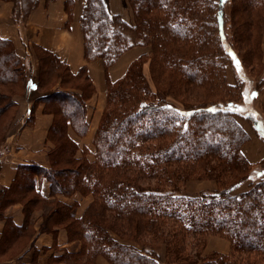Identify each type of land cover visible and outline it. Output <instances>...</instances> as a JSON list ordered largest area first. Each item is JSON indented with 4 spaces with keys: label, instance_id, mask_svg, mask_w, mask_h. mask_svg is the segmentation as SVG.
I'll list each match as a JSON object with an SVG mask.
<instances>
[{
    "label": "trees",
    "instance_id": "trees-1",
    "mask_svg": "<svg viewBox=\"0 0 264 264\" xmlns=\"http://www.w3.org/2000/svg\"><path fill=\"white\" fill-rule=\"evenodd\" d=\"M3 1L13 3L16 22L23 21L38 3L26 0L20 6L17 0ZM128 1L136 21L131 26L110 14L107 0H85L79 16L83 56L86 61L100 59L106 74L105 103L91 139V152L71 137L72 133L83 137L88 128L87 101L94 86L86 66L72 72L55 53L33 46L39 73L33 85L46 92L35 102L52 115L46 138L54 146L47 153L48 167L18 165L12 183L0 189V217L6 207L31 194L22 201L24 223L20 227L4 218L0 255L19 239L26 244L31 236V212L43 208L41 232L55 234L62 228L68 240L80 242L77 251L59 257L70 264H82L84 256L83 264H90L98 255L111 264H168L158 258L161 249L172 264H264V167L255 170L256 182L246 174L213 191L186 194L179 190L199 170L215 171L219 177L224 170L238 172L249 166L241 149L247 136L237 118L249 120L263 142L264 134L252 114L229 110L240 104L242 92L208 103L175 105L151 93L140 69L135 68L142 55L119 79L107 77L108 68L134 45L125 40L123 32L129 30L153 48L152 60L162 79L172 72L196 87L211 85L208 68L214 57L204 45L207 39L200 22L206 0ZM233 1H237L234 12L246 15L239 27L253 39L259 53L264 0H213V27L221 55L230 62L235 57L243 66L244 57L230 43L227 31L225 7ZM73 4V0L64 1L68 22ZM237 24L233 21L238 31ZM217 62L216 80L222 81V57ZM31 78L11 41L0 38V87H28ZM57 79L59 86L53 88ZM16 107L11 92L0 91V116L7 112L14 118ZM259 116L263 124L264 117ZM8 131L6 128L0 135V150ZM210 161L217 164L209 165ZM37 178L49 182L52 199L36 188ZM246 179L251 182L246 184ZM87 193L93 199L78 217L76 201L66 203L56 197ZM38 201L48 207L35 208ZM121 228L134 238H148L151 245L143 240L140 248L123 244L119 241L124 235ZM214 234L230 242L232 253L201 255L206 236Z\"/></svg>",
    "mask_w": 264,
    "mask_h": 264
},
{
    "label": "crops",
    "instance_id": "crops-1",
    "mask_svg": "<svg viewBox=\"0 0 264 264\" xmlns=\"http://www.w3.org/2000/svg\"><path fill=\"white\" fill-rule=\"evenodd\" d=\"M65 0H38L36 7L25 17L23 21L16 22L12 17L13 3L0 0V38L11 41L16 54L25 65L27 72H34L37 68L33 46H41L55 53L62 61L68 64L72 72L86 66L87 73L92 81L95 92L87 101L86 120L88 128L83 138L78 141L80 147L93 150L88 143L92 139L93 123H97L105 103L106 74L100 59L86 61L83 56L82 36L79 27V16L85 0H73L71 20L68 22V14L64 7ZM110 0V4H111ZM139 50L134 48L123 52L117 60L108 68L107 77L117 80L122 77L130 62L139 55ZM29 81L26 93L15 96L17 107L13 125L10 127L3 148L0 150V189L8 187L14 180L18 165L38 164L48 167L46 152L49 143L46 135L51 124L52 116L44 113L43 105L35 102L37 98L46 92H40L33 83L36 77ZM251 148V147H249ZM248 150V155H250ZM261 157L263 154L260 155ZM36 188L47 199L50 195V184L45 178L36 179ZM63 202L76 201V216H80L85 207L90 203L79 200L78 195L70 197L56 196ZM9 218L13 225L20 227L24 223V213L21 204L16 202L9 205L0 217V239L3 236L5 219ZM41 211L34 210L30 215L32 226L31 237L26 246L18 255L1 261L0 264H68L60 260L63 252H75L79 248L77 240H68L66 231L57 228L56 233L41 232ZM13 258V259H12ZM97 264H109L102 256L96 257Z\"/></svg>",
    "mask_w": 264,
    "mask_h": 264
},
{
    "label": "rangeland",
    "instance_id": "rangeland-1",
    "mask_svg": "<svg viewBox=\"0 0 264 264\" xmlns=\"http://www.w3.org/2000/svg\"><path fill=\"white\" fill-rule=\"evenodd\" d=\"M25 2L26 0H17V3L20 6H22V3L25 4ZM107 2H108V11L110 12V14L117 15L120 19L130 24V26L133 25V23H136V21L134 22V18H135L134 12L128 0H111L112 2L111 4H110V0H107ZM234 2L237 3V1H233L232 3L226 4L225 7V11L227 13L226 15L227 31H228L230 43L235 46L237 51L240 53L241 57H244L245 64L242 66V64H240L239 61L238 62L235 61V57H233L234 62L233 61L230 62L229 59L224 56V54L221 55L213 27L214 24L211 13L213 0H206L205 7L203 8V11L201 12L202 14L200 15L201 18L200 22L202 25H204L202 29V33L206 36V39L208 40V41L206 40L204 45L207 47L208 51H210L213 54L214 57L212 58L213 63H211L208 68V71L210 72L214 84L211 83V85L207 86V88L196 87L190 84L189 82H187L185 79H182L179 74L172 72L168 73V77L162 79L160 75L161 73L160 70L156 68L152 60L153 53L155 52L153 48L150 46V44H147L146 41H142L141 39H139V37L135 36L134 33H131L129 30L123 33L125 35L126 38L125 40L127 44L130 43L134 44L129 49L135 47L140 52L137 57L142 55V58L136 62L135 68L138 67L140 69L142 78L145 79L146 82L148 83V87L150 88L151 93L154 95V97L163 96L165 97L166 101L172 102L178 106H192L194 104L197 105L201 103H208L225 97H231V96L233 97L234 95L238 94V91L240 92V94L242 92L243 94V96H241L242 100L238 105L239 108L242 109V111H240L241 114L242 115H247V113L252 115L254 114L253 116L258 120L260 124L259 129L264 134V122L262 121L263 124L261 123L262 119L259 116L260 113L261 116L264 117V33H262L261 35L262 37L260 40V47H259L260 52L258 53V48L255 46L253 39L245 34L246 32L245 29L239 27L243 19L245 20L246 15L239 12L238 10H237L238 12L236 13L234 12ZM29 3L30 0H28V4ZM236 6L237 5L235 4V7ZM242 17L243 19H241ZM233 21L236 23L238 22V24L236 25L238 27V31L237 28L235 29V25H233ZM218 56L222 57V63H223L221 67L222 81L220 79L216 80L219 71V66L215 68V66H217L218 64L217 62ZM136 58H134L133 60H135ZM35 59L38 64L36 55H35ZM237 63H238V67H237ZM36 67L37 68L34 70V72L30 71V74H32L33 77L37 78L39 74L38 65H36ZM55 82L56 83L54 84L53 88L59 86V80L57 79ZM27 88L28 87H24V85L22 84H18L13 86L9 85V86L0 87V91L5 93L11 92L12 97H15L22 95L23 93L25 94ZM48 88L50 87H44L45 90H49ZM94 92H95V87H94ZM252 93H255V95L254 96L251 95ZM6 113L0 116V135L2 132L6 130V128L10 129V127L13 125L14 122V118L12 117L13 118L12 120V118H10ZM237 121L239 125L242 127V129L245 131L247 136V140L244 142L241 148L243 155L246 159V162L249 164L247 169L238 172L224 170V173L221 174L219 177H217L215 171L202 172V170H199L200 171L199 175L190 176L185 182L181 183V185L179 186L180 191L186 194H194L198 192L200 193L202 191H213L222 186H226L230 184L231 182L241 178L246 174L249 175V177L251 178V179L249 178V180H252V182L257 181L256 179H254L253 174L255 170L264 167V142L254 131L249 120L243 117V119L237 118ZM98 122L99 120L97 121L96 124L93 123L94 131L97 127ZM72 135L78 141H80L81 138L84 137V136L78 137L73 133ZM47 141L49 143V149L46 152V158L48 161L47 153L51 148H53L54 143L50 139H47ZM88 143L92 145L91 139L88 141ZM249 149L250 150L252 149V151L249 152L251 156H249L247 153ZM88 150L90 151L91 149ZM79 153L80 150L78 149L77 154ZM261 154H263L262 157L260 156ZM87 158L90 159L92 158L91 153L87 154ZM213 164H217V162L216 161L209 162V165H213ZM249 180L246 179L245 183L248 184L249 182H251ZM30 196L31 194H27L22 198V201H26V199H28ZM77 198L79 200H83L85 198L84 202L87 203H88V198L91 200L93 199L92 196H90L88 193L84 195H78ZM22 201L21 203L19 202L21 206H22ZM35 206H34L35 208L45 207L47 206V204L45 203L43 206H41V203L38 201L36 202ZM47 209L48 208H46V210ZM36 210L41 211V217H42L41 224H42L44 220L45 209L38 208L35 209V211ZM29 222H30V217H29ZM121 225L124 224L121 223ZM130 226L133 227L132 225ZM28 230H31L32 233L33 229L31 225L29 226ZM120 230H122L120 234L122 235L124 234V235L122 236V238H119V241L122 242L123 244L135 245L138 248H140V245H142V243H145L148 246L151 245L148 238L147 239H143L140 237L134 238L132 236L133 234L130 233L128 230H124L123 228H121ZM142 240L144 242H142ZM77 242L79 243V248H80V242L79 241ZM23 244H24V239L22 240L19 239L13 245H10L9 247L7 246L5 252L2 255H0V262L9 259V257L15 258V256L18 255L20 252H22V250L26 246V244L25 245ZM200 250H201L200 253L203 256L214 253L220 255H228L229 253H232L230 242L226 238L215 234L206 236L203 245L200 247ZM158 258L161 261H164L165 263L168 261V264H172L170 262V257L165 254L163 249L159 250ZM85 259H86L85 256L82 257V264L84 263L83 261ZM65 263L70 264V262L68 261H65ZM108 263L111 264L110 262ZM90 264H97L96 257L94 258V261Z\"/></svg>",
    "mask_w": 264,
    "mask_h": 264
},
{
    "label": "snow or ice",
    "instance_id": "snow-or-ice-1",
    "mask_svg": "<svg viewBox=\"0 0 264 264\" xmlns=\"http://www.w3.org/2000/svg\"><path fill=\"white\" fill-rule=\"evenodd\" d=\"M237 67H238V63H237ZM251 95H255V93H252ZM229 110H234V111H242V109L239 108V106H229ZM254 115V114H253ZM264 175V174H262Z\"/></svg>",
    "mask_w": 264,
    "mask_h": 264
}]
</instances>
